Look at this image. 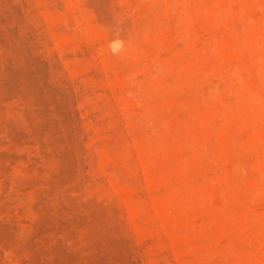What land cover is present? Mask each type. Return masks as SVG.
<instances>
[{
	"label": "rangeland",
	"instance_id": "obj_1",
	"mask_svg": "<svg viewBox=\"0 0 264 264\" xmlns=\"http://www.w3.org/2000/svg\"><path fill=\"white\" fill-rule=\"evenodd\" d=\"M169 1L0 0V264H264V0Z\"/></svg>",
	"mask_w": 264,
	"mask_h": 264
},
{
	"label": "bare ground",
	"instance_id": "obj_2",
	"mask_svg": "<svg viewBox=\"0 0 264 264\" xmlns=\"http://www.w3.org/2000/svg\"><path fill=\"white\" fill-rule=\"evenodd\" d=\"M172 1V0H171ZM174 1H176V0H174ZM166 2H170L169 0L167 1L166 0ZM181 1H177V4H179ZM171 3V2H170ZM182 3V2H181ZM172 4H173V1H172ZM172 4H168L167 3V11H168V9H170V11L173 9V7H174V4H173V7L171 6ZM183 5V8L182 9H179L180 11L182 10V11H184V10H187V5L186 4H182ZM182 5H179V6H182ZM184 5H185V9H184ZM170 6V7H169ZM179 6H177V7H179ZM172 7V8H171ZM68 9L70 10V12H71V10L73 9L74 10V4L73 3H71V2H69L68 3ZM72 10V11H73ZM170 11H169V13H170ZM186 12V11H185ZM184 12V13H185ZM192 32H194V41H195V43H193V44H195L196 46L200 43V40H201V34L202 33H200V30L199 31H197V29H195V28H193L192 29ZM201 35V36H200ZM212 37H214V36H212ZM59 38H60V36H59ZM60 40V39H59ZM60 41H62L61 43L63 44H65V43H69L70 44V42H72V41H70V38H68L67 36L66 37H61V40ZM146 55V54H145ZM147 56H148V58H153L154 59V54H152L151 52H147ZM234 57H236V56H234ZM241 58V56H238V57H236V58H234V59H240ZM233 59V57L231 58L230 57V60H232ZM81 66H82V64H80ZM84 65V64H83ZM216 68L218 67V65H216V64H213ZM86 66V65H85ZM82 67H84V66H82ZM88 67V66H87ZM87 67H85V69L87 68ZM107 68V67H106ZM110 68V67H109ZM248 68V67H247ZM80 69H82L81 67H80ZM88 69V68H87ZM115 69V68H114ZM114 69H112L113 71L111 72V74H114V73H116L115 72V70ZM117 69V68H116ZM107 70L109 71L110 69H108L107 68ZM84 71V70H83ZM111 71V70H110ZM118 71V70H117ZM114 72V73H113ZM116 75H118V72L116 73ZM116 75H113L114 77V81H115V83H112V81H111V79L109 80V83H110V81H111V83H110V85L111 86H113V87H115V85L117 86V85H122L123 84V80H124V78H122V77H116L115 78V76ZM112 78V79H113ZM116 81H117V84H116ZM123 81V82H122ZM122 83V84H121ZM112 84H114V85H112ZM207 113H205V115L204 116H207L206 115ZM233 122H235V121H233ZM112 152H110V153H108L109 152V150L106 152V154H105V158H106V160L108 161V162H110L111 164H115L116 166H117V164H118V166L120 165V166H123L125 169V172H123V173H125V174H127V175H129V174H131V175H134V173H135V171H133V168H131L130 166H129V160H128V158H129V156H128V154L126 153V152H124V153H122L121 154V152H113V150H111ZM108 153V154H107ZM147 164H149L148 162L146 163V166H147ZM123 167H121V169H123ZM120 168V167H119ZM118 168V169H119ZM119 171L120 172H122L123 170H120L119 169ZM127 172V173H126ZM129 173V174H128ZM116 177H113V179H111V180H113V182H112V187L114 188V189H116L119 193H122V194H124V195H126L127 197H128V199H129V201H130V203L131 204H133V209L135 210V212H136V215L138 216V215H140V213L142 212V209H143V207H142V203L140 202V201H138L136 198H134L135 196V193L137 192L136 191V188L135 187H133V185L132 186H130L129 187V185H128V187H127V185L125 186L124 185V183L122 184L121 183V181L119 182L118 180H117V178L115 179ZM153 195H155V194H153ZM157 195V194H156ZM153 196V198H155L154 200V204H155V206H156V208H158L159 210H160V215H159V217H160V219H162V224L164 223L165 225L164 226H169L170 224L172 225V223H174L175 225L176 224H178V225H182V224H184V225H182V226H187V225H191L190 227L188 226V228H191L192 227V224L194 223V219H193V216L191 217V216H189L190 214V212H186L185 214L183 213V214H180L181 216H182V218H181V216L180 215H178V214H176L175 212L174 213H172L171 211H169L168 209L167 210H165V209H163L164 207H162V206H164V201L162 200V201H160V197L158 196V198H157V196ZM214 195H215V197L214 198H216V197H218L219 198V196H220V199L221 198H224V199H221V200H223L222 201V205H221V207H222V209H220V210H223L224 209V211H225V209L228 211V209H230V200L229 199H227V198H225V195H224V193H221V191L219 192H217L216 191V194L214 193ZM217 195V196H216ZM219 195V196H218ZM221 195L223 196L224 195V197H221ZM163 203V204H162ZM220 207V208H221ZM258 209V206L256 207V209H255V207H254V210H253V207H252V209H250L249 211H247V213L245 212V213H243V215H238V214H236L237 216H233V217H237L238 218V228L239 227H241L242 228V226L244 227V224L248 221L247 219L250 217V216H248V214L249 213H251L252 211H255L256 210V212L258 211L257 210ZM169 211V212H168ZM227 211H225V212H227ZM233 211H235V210H233ZM236 212V211H235ZM235 212H233V213H235ZM187 213H188V216H187ZM262 213V212H261ZM260 213V216H262V217H259V218H261V219H259L260 221L262 220L263 221V224H264V212H263V214H261ZM192 214V213H191ZM184 215H186V216H184ZM193 215V214H192ZM250 215V214H249ZM252 215V214H251ZM184 217V218H183ZM248 217V218H247ZM247 220V221H246ZM261 221V222H262ZM245 222V223H244ZM244 223V224H243ZM173 224V225H174ZM187 224V225H186ZM178 225H176L177 227H178ZM194 225V224H193ZM153 225L151 224V222L150 221H142V223H141V225H140V230H141V232L144 234V233H146V234H148L149 236H158V233H157V231H155V229H153V227H152ZM235 227H236V225H235ZM234 227V228H235ZM179 228V227H178ZM232 229V230H234L232 233H234L236 230H237V228H235V229ZM240 228V229H241ZM169 230V229H168ZM239 231V230H238ZM170 233L169 234H171L172 232H171V230L169 231ZM178 232V231H177ZM237 232V231H236ZM235 232V233H236ZM179 233V235L177 234V235H174L173 233L171 234V235H169L168 236V238L171 240L170 241V243L172 242V244L174 245V246H178V249H179V251H180V253L182 254V253H186V252H189V251H191L192 250V248H189V247H187V245H186V237H185V235L183 234V233H181V234H183V235H180V232H178ZM228 234H230L229 232H228ZM227 234V235H228ZM145 235V234H144ZM231 235V234H230ZM184 236V237H183ZM160 244V243H159ZM261 246L264 248V240L261 242ZM62 261V260H61ZM64 262V260L62 261V263ZM58 263H59V261H58ZM65 263V262H64ZM186 264H194L193 262H188V263H186Z\"/></svg>",
	"mask_w": 264,
	"mask_h": 264
},
{
	"label": "clouds",
	"instance_id": "obj_3",
	"mask_svg": "<svg viewBox=\"0 0 264 264\" xmlns=\"http://www.w3.org/2000/svg\"><path fill=\"white\" fill-rule=\"evenodd\" d=\"M108 47L113 55H118L124 47V42L122 40L115 39L109 43Z\"/></svg>",
	"mask_w": 264,
	"mask_h": 264
}]
</instances>
